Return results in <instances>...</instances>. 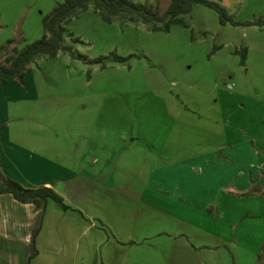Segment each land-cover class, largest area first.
Here are the masks:
<instances>
[{
  "label": "rangeland",
  "instance_id": "1",
  "mask_svg": "<svg viewBox=\"0 0 264 264\" xmlns=\"http://www.w3.org/2000/svg\"><path fill=\"white\" fill-rule=\"evenodd\" d=\"M62 1L0 0V49L7 46L2 57L41 38L43 18ZM134 1L147 3L159 13L170 3ZM215 1L237 23L223 24L214 8L196 3L183 15L188 27L174 24L168 32L154 31L153 23L133 22L123 15L108 22L91 5L66 25L64 44L72 50L41 56L30 64L25 77L31 76L36 83L37 98L11 103L10 112H0L5 118L1 127L9 126L12 140L44 143L57 161L65 159L78 138L79 164L72 167L79 176L83 171L107 174L117 165L114 175L140 177L146 168L140 163L149 151L163 152L159 164L207 152H234L241 159L264 160V24L246 23L264 20V0ZM9 40L13 43L8 44ZM97 57L104 59L91 61ZM18 111L27 115L19 116ZM254 143L260 155L250 153L251 147L256 152ZM82 146L87 147L84 160L97 155L98 164L82 165ZM235 168L222 171L234 174ZM244 168L248 176L257 171V180L264 179V167L259 171L254 165ZM142 183L137 178L135 186ZM61 191L74 208L82 210V197H71L64 184ZM49 203V217L55 222L53 237L60 238V210L55 202ZM151 227H155L152 222ZM105 230H100L104 243L97 251L102 256L98 264L103 257V264H114L110 250L119 233ZM135 234L141 238L139 230ZM127 248L132 264H162L148 243ZM60 258L69 260L66 254ZM41 260H47V255ZM258 264H264V255Z\"/></svg>",
  "mask_w": 264,
  "mask_h": 264
},
{
  "label": "crops",
  "instance_id": "2",
  "mask_svg": "<svg viewBox=\"0 0 264 264\" xmlns=\"http://www.w3.org/2000/svg\"><path fill=\"white\" fill-rule=\"evenodd\" d=\"M36 92L37 85L29 75L23 83L2 81L0 112H10L11 103L33 101ZM4 120L0 117L3 171L25 188L53 189L70 209L65 211L56 204L62 236L54 239L55 222L49 217V201L53 200L48 201L45 213L33 204L20 203L12 194L0 193V264H98L102 256L97 251L104 243L100 230L105 229L119 233L110 250L114 264H132L127 247L146 243L162 264H258L264 253V179L257 180V171L248 176L244 168L254 165L259 171L264 167L261 158L207 152L159 164L163 152L149 151L140 163L146 167L140 177L114 175L117 165L107 174L83 171L79 176L72 167L79 164L78 138L65 159L57 161L42 142L12 140L9 126L1 127ZM78 133L82 131H75ZM253 145L256 152L251 147L250 153L260 155L261 149ZM234 146L230 148L234 150ZM82 147V165L98 164L97 155L84 160L87 147ZM230 166L236 167V173L222 171ZM137 178L143 181L140 187L135 186ZM63 184L71 197H82V210L69 203L70 198L61 191ZM136 230L141 238H136ZM151 237L159 241L151 243ZM58 244L61 249H54ZM57 252L69 260H61ZM44 255L47 260H41Z\"/></svg>",
  "mask_w": 264,
  "mask_h": 264
},
{
  "label": "trees",
  "instance_id": "3",
  "mask_svg": "<svg viewBox=\"0 0 264 264\" xmlns=\"http://www.w3.org/2000/svg\"><path fill=\"white\" fill-rule=\"evenodd\" d=\"M201 3L214 8L220 16L221 22L237 23L228 10L215 0H170L166 10L162 13L155 11L147 3L136 2L134 0H64L58 2L53 9L43 18L42 25L44 34L41 38L27 43L23 48H14L12 53H8L4 58L0 49V83L6 80L24 81L25 74L30 69V64L41 56H57L61 50H72V46L65 45V35L67 34V24L80 12L88 10L91 5L100 13L104 20L112 22L114 17L123 15L133 22L153 23L154 31H170L174 24H181L188 27V23L183 17L190 13L193 5ZM247 24H264L263 19L248 21ZM80 41V38H75ZM13 43L9 40L8 44ZM78 57L87 59L82 54ZM125 60L127 57H117ZM246 58V49L243 53V62ZM104 57H97L91 61L101 62ZM0 193H9L22 204H33L37 210L45 212L49 200H53L61 209L67 211L70 207L65 203L63 197L58 195L51 188L28 189L22 184L10 178L3 171L1 151H0ZM264 254L259 256L261 260Z\"/></svg>",
  "mask_w": 264,
  "mask_h": 264
}]
</instances>
